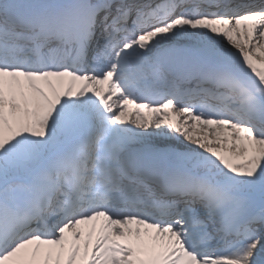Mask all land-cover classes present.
Wrapping results in <instances>:
<instances>
[{
	"label": "snow or ice",
	"instance_id": "6c2138e0",
	"mask_svg": "<svg viewBox=\"0 0 264 264\" xmlns=\"http://www.w3.org/2000/svg\"><path fill=\"white\" fill-rule=\"evenodd\" d=\"M0 264H264V0H0Z\"/></svg>",
	"mask_w": 264,
	"mask_h": 264
}]
</instances>
